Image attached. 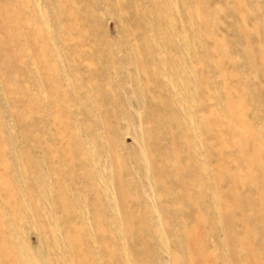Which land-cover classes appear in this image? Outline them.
I'll return each mask as SVG.
<instances>
[{
  "label": "rangeland",
  "instance_id": "1",
  "mask_svg": "<svg viewBox=\"0 0 264 264\" xmlns=\"http://www.w3.org/2000/svg\"><path fill=\"white\" fill-rule=\"evenodd\" d=\"M0 264H264V0H0Z\"/></svg>",
  "mask_w": 264,
  "mask_h": 264
}]
</instances>
